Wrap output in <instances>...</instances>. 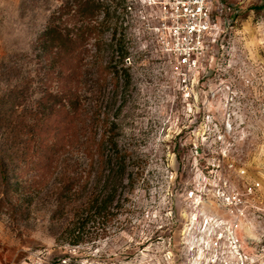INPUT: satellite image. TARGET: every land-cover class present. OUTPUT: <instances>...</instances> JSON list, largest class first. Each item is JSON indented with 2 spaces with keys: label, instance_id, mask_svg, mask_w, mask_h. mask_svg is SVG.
Segmentation results:
<instances>
[{
  "label": "rangeland",
  "instance_id": "rangeland-1",
  "mask_svg": "<svg viewBox=\"0 0 264 264\" xmlns=\"http://www.w3.org/2000/svg\"><path fill=\"white\" fill-rule=\"evenodd\" d=\"M129 1L132 12L118 23L131 58L128 85L124 77L117 88L98 79L97 61L109 52L95 56L93 40L83 92L86 117L100 114V133L103 116L117 123L136 180L115 214L93 217L79 230L83 240L72 244L66 227L89 193L58 211L61 192L89 159L75 148L45 179L31 180L34 170L27 168L36 157L32 129L42 94L34 49L63 0H0V199L5 173L13 182L26 169L32 184L28 203L14 195L1 211L0 264H192L203 246V223L224 211L221 191L253 185L248 221L264 238V211L254 208L264 206V0H212L219 29L189 88L144 28L141 16L152 10Z\"/></svg>",
  "mask_w": 264,
  "mask_h": 264
},
{
  "label": "trees",
  "instance_id": "trees-1",
  "mask_svg": "<svg viewBox=\"0 0 264 264\" xmlns=\"http://www.w3.org/2000/svg\"><path fill=\"white\" fill-rule=\"evenodd\" d=\"M126 10L127 0H63L51 14L34 49L41 66L42 94L32 129L36 157L31 158L35 160L27 167L34 170L31 180L35 176L45 179L60 157L75 148H82L89 159L85 172L68 176L61 192L64 198L58 211H64L66 203L89 193L87 200L73 207V216L66 227L72 244L83 240L79 230L93 217L113 216L114 210L122 205L126 190L132 189L136 180L134 157L116 138L117 123L103 116L106 126L100 133V114L86 117L83 92L87 58L93 53L89 45L93 40L97 48L95 56L103 49L109 52L105 61H97L98 79L101 77L113 88L120 85L121 77L124 83L129 82V68L125 66L129 54L126 33L118 25ZM101 13L104 18L99 22ZM114 20L112 36L107 41L104 34ZM26 174V169L19 171L11 182L5 173L6 194L0 199V214L14 195L19 203L30 201L32 184ZM90 179L94 181L91 189Z\"/></svg>",
  "mask_w": 264,
  "mask_h": 264
},
{
  "label": "built area",
  "instance_id": "built-area-1",
  "mask_svg": "<svg viewBox=\"0 0 264 264\" xmlns=\"http://www.w3.org/2000/svg\"><path fill=\"white\" fill-rule=\"evenodd\" d=\"M134 1L152 10L141 16L144 28L159 49L174 59L176 71L189 88L191 81L193 84L192 74L202 65L210 37L219 29L212 0ZM127 9L132 12L133 2H127ZM126 62L131 63L129 56ZM254 190L253 185L244 192L233 188L221 191L224 211L216 212L203 223V246L192 264H264V238L248 221L253 209L247 195ZM254 208L264 211V206ZM248 230L252 235L244 234Z\"/></svg>",
  "mask_w": 264,
  "mask_h": 264
}]
</instances>
